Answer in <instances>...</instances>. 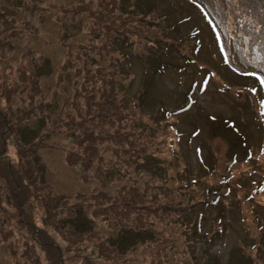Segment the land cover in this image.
<instances>
[{
  "label": "rangeland",
  "instance_id": "rangeland-1",
  "mask_svg": "<svg viewBox=\"0 0 264 264\" xmlns=\"http://www.w3.org/2000/svg\"><path fill=\"white\" fill-rule=\"evenodd\" d=\"M254 73L264 0H0V264H264Z\"/></svg>",
  "mask_w": 264,
  "mask_h": 264
},
{
  "label": "trees",
  "instance_id": "trees-1",
  "mask_svg": "<svg viewBox=\"0 0 264 264\" xmlns=\"http://www.w3.org/2000/svg\"><path fill=\"white\" fill-rule=\"evenodd\" d=\"M158 4H159L158 2L153 3L149 7H146L145 10L149 11L152 8H154V5L157 7ZM180 4L183 5L182 2ZM185 5L187 6V4H185ZM177 6H178V4H177ZM178 20H180L178 22V25L171 24V22H169V21L167 22L166 21L163 29L165 31L172 30L174 32L173 36H174L176 42L179 43V45L182 44V47H181L182 50H183L184 46H186V45L187 46H194L193 45L194 43H195V47L194 48H197L196 46L197 45L199 46V44H197L198 29L199 28H195L194 26L189 25L190 17L188 15H184L181 18H179ZM168 35H172V33H170ZM160 44L164 46V51L160 55H158L156 57L157 64L153 65L152 68H151V71H153L154 73H159V72H161V70H164V68L169 66V59L167 58L166 54L168 56H170V57L175 54L174 55V57L176 58V60L174 61L175 65L172 68L175 69L176 72H181V71L188 72V67H189V65H191L190 62L198 61L197 57H188V56H185V55L179 57L178 54L176 53L177 51L173 54V51L170 48L168 41H162V42H160ZM177 49H178V47H177ZM193 53H194V50H193ZM141 94H142L141 92L138 94V98H142ZM148 158H150V157H148ZM150 159H152V158H150ZM153 161H155V159H153ZM200 226L201 225H199L198 227H199V229L201 231ZM195 232H197V231L194 230V233ZM118 241H119L118 245H123L122 244L123 240H118ZM256 248L257 247H255V249ZM262 248H264V244L258 245V249L259 250L256 252L257 254H260V255L263 256V257H260V259H264V253H262L263 252ZM117 253H118V251H117ZM254 258H258V255L256 257H254Z\"/></svg>",
  "mask_w": 264,
  "mask_h": 264
},
{
  "label": "clouds",
  "instance_id": "clouds-1",
  "mask_svg": "<svg viewBox=\"0 0 264 264\" xmlns=\"http://www.w3.org/2000/svg\"><path fill=\"white\" fill-rule=\"evenodd\" d=\"M203 17V16H202ZM204 18V20H205V17H203ZM210 19V18H209ZM205 22H206V20H205ZM210 22H212L213 23V21H212V19H210ZM214 24V23H213ZM210 27V26H209ZM223 46V45H222ZM225 53H222V57H224V59L225 60H227V58H226V55H224ZM211 73L212 72H210V73H207V74H209V75H206L205 76V78H204V80H206L207 78L209 79L210 78V75H211ZM254 74H258V75H260L261 76V74L260 73H254ZM253 74V75H254ZM253 78L254 79H256V81H257V78L255 77V76H253ZM257 83H258V86H259V88H260V90L262 89L261 87H260V84H259V82L257 81ZM205 89V88H204ZM262 92H264V90H262Z\"/></svg>",
  "mask_w": 264,
  "mask_h": 264
}]
</instances>
